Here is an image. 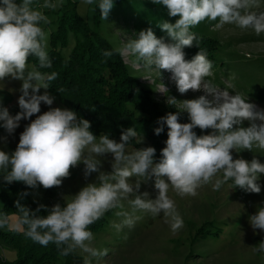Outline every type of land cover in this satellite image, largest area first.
<instances>
[{
    "label": "clouds",
    "instance_id": "1",
    "mask_svg": "<svg viewBox=\"0 0 264 264\" xmlns=\"http://www.w3.org/2000/svg\"><path fill=\"white\" fill-rule=\"evenodd\" d=\"M86 5L95 4L100 19L106 21L114 7V0H82ZM163 6L169 17H177L174 23L163 21L158 27L167 34L157 38L151 28L141 30L135 38L125 34L123 46L105 51V57L114 53L124 58H133L137 68L149 75L143 79L156 83L161 79V70L171 73L170 79L180 94L189 90L203 91L196 99L177 101L168 96L167 103L175 107V113L160 117V125L154 129L160 135L167 126L165 147L161 149L159 162H154L155 148L145 147L129 151L132 140L142 142V135L134 127L121 132L119 142L109 134L96 136L90 131L91 124L69 109L51 107L55 97L41 89L50 88V82L57 79L56 72H43L37 67L29 69L28 59H37L39 69L51 67L48 54V33L41 25L50 23L49 17L40 8L56 10L62 0H44L39 7L34 0H0V82L16 80L21 82L18 97V111L11 115L0 103V128L11 136L20 126L21 120L40 113L41 103L49 110L36 115L19 135L16 148L11 153L0 150V179L6 184L22 182L30 188L44 189L59 187L70 176V169L84 165L85 178L97 173L95 183L83 186L75 195L61 205L50 209L38 204L31 210L22 204L27 192L19 194L14 202L16 213L10 223L7 213H0V228L22 232L27 238L41 246L54 244L61 256L74 253L77 249L89 257L102 258L107 249L92 247L93 233L89 227L107 212L123 209L128 201L131 213L117 211L123 216L120 224H113L117 232L123 227L131 229L141 217L137 212L150 213L153 217L163 213L171 232L176 234L184 226L175 201L169 196L173 191L181 198L195 197L198 190L211 184L219 191L231 181L230 188H239L247 193L259 194L258 183L264 175V163L255 156L250 160L234 159L232 151L264 150V109L247 101L239 92L228 89L231 83L221 89L212 80L213 64L204 51L200 50L191 60L185 59L183 49L198 41L192 29L205 20L218 21L217 28L235 25L241 30L251 29L256 35L264 33V11L261 0H151ZM198 45V43H196ZM156 73V79L151 76ZM158 92L167 94L166 86L159 82ZM188 114V123L178 122L180 114ZM247 121L248 126L243 127ZM210 129L208 135L197 136L194 129ZM7 142V136H0V143ZM111 156V171H101L102 161ZM138 177L134 183L131 178ZM152 181L155 198L140 192L141 183ZM131 197V199H130ZM65 198V197H64ZM47 215H39L41 210ZM254 234L264 233V204L248 217ZM254 252L264 253V240L253 247ZM84 264H90L85 258Z\"/></svg>",
    "mask_w": 264,
    "mask_h": 264
},
{
    "label": "rangeland",
    "instance_id": "2",
    "mask_svg": "<svg viewBox=\"0 0 264 264\" xmlns=\"http://www.w3.org/2000/svg\"><path fill=\"white\" fill-rule=\"evenodd\" d=\"M43 2L44 0H34V6L39 7ZM71 9L79 15L90 30L103 36L113 49L123 46L122 41L125 40V34L135 38L136 33L148 28H151L155 36L159 38L157 36L160 31L158 24L163 21L174 23L177 19V17H169L163 6L155 5L151 0H114V7L106 21L100 19V12L98 8L95 9V4L86 5L82 0H62L61 7L56 10L40 8L50 20L49 24L41 25L48 33V49L50 48V35L56 30L59 17L65 10ZM259 11H264V0H261ZM216 23L218 21L205 20L192 29L198 41L210 42L208 44L212 46L209 51L212 58L209 53L207 58L213 64L214 75L206 79L212 80L221 89L227 88L229 83L233 84L235 87L229 88L230 92L233 94L239 92L247 97L248 102L264 109V33L256 35L251 29L241 30L235 25L228 24L217 28ZM64 36V46H57L62 54L67 56L78 37L71 31L65 33ZM122 59L129 72L151 91V96L174 113L178 105H169L168 96L174 97L177 101H183L196 99L204 94L203 91L194 92L192 90L180 94L175 83L170 79L171 73L164 70H161L160 81L157 79L156 83H150L143 79L149 73L142 68L135 67L132 63L133 58L122 57ZM28 65L29 69L34 67L31 62H28ZM151 76L156 79L154 71ZM159 82L166 86L167 94L158 92ZM20 86L21 82L16 80L0 82V103L9 110L11 115L20 111L17 103L21 94ZM45 91L55 97L51 107L69 109L66 102L55 96L49 89H41L38 94H43ZM48 110L49 106L41 103L40 113L36 115ZM36 115L29 120H21L20 126L11 136L0 128V136H7L6 144L0 143V150L9 153L14 151L20 133L32 119L36 118ZM179 119L190 122L186 112H182ZM242 126L247 127L248 122L245 121ZM110 139L119 142L118 139ZM145 147H149V144L142 139L138 147L128 145V150ZM232 155L234 159L243 158L248 161L255 156L261 163H264V150L255 147L251 152L233 150ZM110 161V155L103 159L101 171H111ZM83 169L82 163L70 169V176L64 179L59 187L47 190L42 186L35 189L30 188L29 199L42 203L48 209L57 203L63 205L83 186L97 182V173H92L85 178ZM137 179L139 178L133 177L130 182L134 183ZM258 183L261 185L259 194L247 193L239 188H230L231 181L215 192L211 184L206 185L198 190V195L195 197L181 198L170 189L169 196L175 201L177 210L184 221L183 228L176 234L171 232L163 213L153 217L146 212L136 213L141 218L136 221L134 227L131 229L123 227L117 232L113 224H120L124 217L117 216L115 213L117 211L131 213L129 202L124 201L123 209L107 212L96 228L89 229L94 235L92 247L97 250L107 249L108 254L102 258H95L77 249L70 254V257L74 262L81 264H84L85 258L90 259V264H264V253L253 251V247L264 240V233L256 230L254 234L248 223V217L264 204V175L260 177ZM145 191L150 194V198H155L156 192L152 181L141 183L140 192ZM9 218L10 223L13 222L14 214H10ZM0 229L9 230L7 227ZM0 253L8 260L16 256L15 250L1 240ZM53 260L46 261L44 264H63L67 261V256L59 254Z\"/></svg>",
    "mask_w": 264,
    "mask_h": 264
},
{
    "label": "trees",
    "instance_id": "3",
    "mask_svg": "<svg viewBox=\"0 0 264 264\" xmlns=\"http://www.w3.org/2000/svg\"><path fill=\"white\" fill-rule=\"evenodd\" d=\"M68 31L76 34L78 39L72 50L65 56L57 45L64 46V35ZM157 34L159 38L168 39L167 34L161 29ZM196 43L183 49L186 60H191L200 50L207 56L209 53L212 58L209 52L212 49V46L208 44L210 42L197 41ZM112 49L103 36L90 30L79 15L71 9L63 12L57 21L56 30L50 35L48 54L51 67L39 69L37 59L33 56L29 57L28 62L33 63L37 70L58 73L57 79L50 82L49 90L59 99L64 100L69 109L76 112L80 118L88 120L91 124L90 131L94 135L109 134V138L119 140L124 129L134 127L148 142L149 147L155 148L154 162H159L161 149L166 146L168 129L165 125L160 135H156L154 129L160 126L157 123L160 117L174 112L151 96V91L129 72L121 55L117 53L111 57L103 55L105 51ZM178 122L188 123L180 119ZM194 131L197 136L208 135L211 132L210 129L201 131L199 128ZM139 144L136 140L129 143L133 147H138ZM0 187L2 200L0 213L15 214L14 202L19 199L20 193L29 194L30 187L22 182L6 184L2 179H0ZM20 202L31 210H35L38 204H42L31 201L28 195ZM38 214L43 216L47 215V212L42 209ZM102 221L103 219L98 220L89 229L96 228ZM0 240L9 244L16 253L12 260L6 259L0 253V264H44L49 260L54 261L53 258H57L60 254V250L54 244L41 246L22 232L11 229H0ZM63 264L81 263L74 262L69 254L67 261Z\"/></svg>",
    "mask_w": 264,
    "mask_h": 264
}]
</instances>
